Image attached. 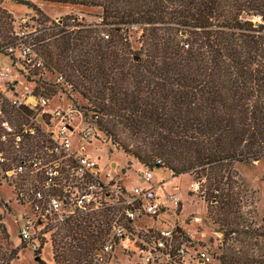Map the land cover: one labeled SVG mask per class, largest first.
Returning <instances> with one entry per match:
<instances>
[{
  "label": "trees",
  "instance_id": "obj_1",
  "mask_svg": "<svg viewBox=\"0 0 264 264\" xmlns=\"http://www.w3.org/2000/svg\"><path fill=\"white\" fill-rule=\"evenodd\" d=\"M12 1L42 15L34 0ZM42 1L101 11L98 23L67 15L23 35L45 72L64 80L47 82L41 67L32 66L24 76L39 74L34 91L48 95L58 84L78 92L87 102L82 116L90 111L93 124L124 153L173 176L191 174L207 210L215 205V220L227 224L218 263L264 264V251L239 255L240 230L229 218L245 186L234 163L264 159V0ZM2 12L7 24L10 14ZM131 26L141 28L138 48L126 34ZM7 29L0 28L5 55L24 43ZM248 229V241H264V232ZM61 231L70 237L61 264H79L103 236L91 216L67 220Z\"/></svg>",
  "mask_w": 264,
  "mask_h": 264
},
{
  "label": "built area",
  "instance_id": "obj_2",
  "mask_svg": "<svg viewBox=\"0 0 264 264\" xmlns=\"http://www.w3.org/2000/svg\"><path fill=\"white\" fill-rule=\"evenodd\" d=\"M20 56L25 65L41 67L45 73L30 45L22 46ZM9 73L10 68L0 65V80L8 79ZM56 81L64 80L57 75ZM50 101L44 93L10 97L0 83V189L6 186L12 193L6 198L0 190V264L12 259L5 247L10 214L21 242L35 252L51 246L67 220L91 216L103 229L89 256L91 264H123L119 256L132 264H219L213 250L202 244L204 233L197 239L179 221L165 223L167 208L156 195L153 168L138 162L136 182L125 183L115 167L109 164L106 169L86 152L85 142L90 141L86 129H78L79 145L72 147L70 138L77 128L73 121L79 117L81 122L82 112L70 105L48 109ZM5 102L26 122L13 123L4 112ZM94 130L101 132L95 125ZM92 137L96 139L95 133ZM167 198L177 212L178 194ZM11 201L23 206V212L14 213Z\"/></svg>",
  "mask_w": 264,
  "mask_h": 264
},
{
  "label": "rangeland",
  "instance_id": "obj_3",
  "mask_svg": "<svg viewBox=\"0 0 264 264\" xmlns=\"http://www.w3.org/2000/svg\"><path fill=\"white\" fill-rule=\"evenodd\" d=\"M34 3L39 7L42 15L12 0H3L0 3L1 32L6 34L9 32L7 28L10 27L12 36H23L35 30L34 28L51 25V21L60 23L61 19L67 15H71L75 17L77 21L88 24L100 22V17L98 15L101 10L96 6H72L42 0H34ZM2 9H5V11L10 14V19L4 16L7 24L2 22L4 14ZM251 19L253 21H260L258 17H252ZM102 30L107 32L105 27H102ZM126 34L131 46L133 48H138L140 45L139 37L141 28L138 26H131L127 29ZM22 41H24L23 44L17 43L11 50H8L11 51L9 54L5 55V53L0 52V65L10 68V73L7 76L8 79L0 80V83L6 86L7 94L10 97L15 95L19 96L22 93L28 92L38 94L39 90H42L39 89L38 92L34 91L36 79L39 74L32 76V80H27L24 76L27 70L32 66L25 65L20 56V50L23 45H28L31 40L23 36ZM41 77L47 82L55 83L56 73L46 71ZM13 85H15V88L11 89ZM10 89L13 90V92L9 91ZM50 89L51 91H49L48 95L51 101L48 109L66 108L70 105L72 108L84 111V106L87 102L78 92L64 91L58 84H53ZM4 112L16 125L26 122V118L21 112L10 105L9 102H5ZM90 115L91 112L88 111L81 122H79V117H75L73 123L77 128L70 138L72 147L75 148L79 145L78 129H86L90 140L89 142H85L86 152L98 158L100 164L105 165L106 169H109V163L112 161L115 165H117L116 162H119V165L120 163L123 164L121 173H125L128 166L131 169L125 173L124 179L126 182L133 181L135 179V172L132 166H138V161L132 160L130 155L124 153L123 150L114 144L103 132L94 130V124ZM93 133H95L96 139L92 137ZM91 137L92 139H90ZM234 169L245 185L239 189V204L236 207L237 212L231 213L229 217L232 220L234 219V223L231 226L237 227L240 230L239 233L236 234L237 241L234 242V247L236 250L238 249L241 257H246V255L248 257L251 255L256 256L264 251V241L260 236L258 237V242H255L257 244H253V238L248 241L247 235L249 226L256 227L258 233L264 232V159L251 162H236L234 163ZM152 174L154 176V184H158L157 191H155L156 195L162 196L163 207L167 208V212H163L165 223L179 221L183 227H186V229L193 234V237L197 239L204 233L203 235L205 238L202 244L209 250H213L215 259L218 260L219 257L225 253L228 245V240L225 241L224 236V230L227 228V224L215 220L216 215L213 209H218L215 205H210L207 210V203L198 196V181L194 180L193 176L189 173L173 176L171 171L164 167H154ZM0 190L6 198L12 197L9 187L4 186ZM170 193H177L179 196L180 203L176 208L178 209V213L175 212L173 203L167 198V195ZM11 209H14V213H16V211L21 213L24 207L11 201ZM209 210L212 211L208 213ZM237 215H239V217H237ZM6 219L10 225V234L7 237L5 247L6 253L9 256H13L11 259V261L13 260L12 264H40L34 258L36 255L44 264L62 263L61 256H64L67 252L66 245L70 241V237L64 236L61 229L57 231L51 246L46 245L43 252L40 253V251H33L26 243L21 242L18 236V226L13 216L10 214ZM185 219L187 220L186 222ZM2 248L4 247L2 246ZM68 259L70 260L71 257H68ZM119 259H121L123 264H132L125 256H119ZM11 261L9 264H11ZM215 262L218 263L217 261ZM79 264H91V259L89 257L81 258Z\"/></svg>",
  "mask_w": 264,
  "mask_h": 264
},
{
  "label": "crops",
  "instance_id": "obj_4",
  "mask_svg": "<svg viewBox=\"0 0 264 264\" xmlns=\"http://www.w3.org/2000/svg\"><path fill=\"white\" fill-rule=\"evenodd\" d=\"M131 158H132V160H136L135 158H133L132 156H131ZM117 163V165H115V163H113V161L112 162H110L109 164L112 166V167H114L115 166V169H116V171L120 174L122 171H121V169H122V167H123V164H121L120 163V165H119V162H116ZM132 167H134L135 168V166H132ZM130 169L131 168H129V169H127L126 171H125V173H127L128 171H130ZM134 172H135V170H134ZM125 173H121V174H123V175H121L120 174V176L123 178V181L125 182V183H128V184H132V183H135L136 182V173H135V179L133 180V181H129V182H126L125 181V179H124V175H125ZM172 173V172H171ZM153 181H154V176H153ZM159 183V182H158ZM156 185V187H155V191H157V186H158V184H155ZM160 197H161V200H162V196L161 195H159ZM187 220L185 219V222H186ZM185 229H186V227H185ZM13 261V260H12ZM12 261H11V264H12Z\"/></svg>",
  "mask_w": 264,
  "mask_h": 264
},
{
  "label": "water",
  "instance_id": "obj_5",
  "mask_svg": "<svg viewBox=\"0 0 264 264\" xmlns=\"http://www.w3.org/2000/svg\"><path fill=\"white\" fill-rule=\"evenodd\" d=\"M34 258H35V260H37V261H38V259H39V257H38V256H35Z\"/></svg>",
  "mask_w": 264,
  "mask_h": 264
}]
</instances>
